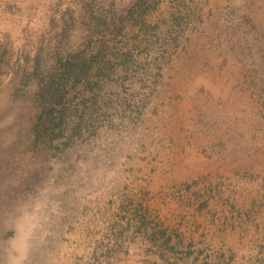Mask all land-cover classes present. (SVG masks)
I'll list each match as a JSON object with an SVG mask.
<instances>
[{"label": "rangeland", "instance_id": "1", "mask_svg": "<svg viewBox=\"0 0 264 264\" xmlns=\"http://www.w3.org/2000/svg\"><path fill=\"white\" fill-rule=\"evenodd\" d=\"M10 237L264 264V0H0V264Z\"/></svg>", "mask_w": 264, "mask_h": 264}, {"label": "clouds", "instance_id": "2", "mask_svg": "<svg viewBox=\"0 0 264 264\" xmlns=\"http://www.w3.org/2000/svg\"><path fill=\"white\" fill-rule=\"evenodd\" d=\"M35 227V225H31L28 230V237H31V229ZM9 242L11 243L12 247L8 250L9 251V258L10 264H25V261L28 256L29 251V243L28 239L26 238L23 243H18L16 237H10Z\"/></svg>", "mask_w": 264, "mask_h": 264}]
</instances>
